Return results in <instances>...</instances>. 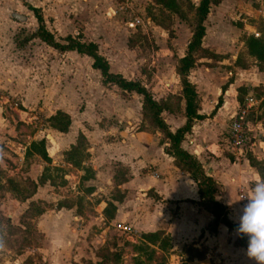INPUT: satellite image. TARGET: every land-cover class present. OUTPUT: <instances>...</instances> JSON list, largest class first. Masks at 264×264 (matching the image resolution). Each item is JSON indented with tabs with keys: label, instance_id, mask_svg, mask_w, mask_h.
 <instances>
[{
	"label": "rangeland",
	"instance_id": "1",
	"mask_svg": "<svg viewBox=\"0 0 264 264\" xmlns=\"http://www.w3.org/2000/svg\"><path fill=\"white\" fill-rule=\"evenodd\" d=\"M81 3L85 5L62 11L60 22L65 29L61 32H50L43 23L55 41L64 43L70 35L95 42L110 71L142 84L152 76L156 82L154 74L159 66L163 71L168 69L163 59L170 40L176 34L182 40L185 33L177 26V15L149 0H94L92 4L80 0L77 5ZM38 10L47 21V14L43 13L44 17ZM36 27L29 32V25L18 26L0 41V264H135L137 253L145 264L159 263L162 255L161 264H176V259L169 257L170 246L163 254L156 249L149 261L144 260L146 253L134 248L141 241V233L163 220L160 208H154L144 199L146 195L135 189L130 195L135 201L133 218L124 217V211L117 212L116 204L123 203L130 189L123 186L127 170L110 160V170L100 173L97 168L106 163L98 166L93 160L97 152L94 155L92 148L102 147L107 154L108 144L115 138L108 132L97 135L99 129L127 128L129 134L139 128L135 117L141 99L113 84L103 85L99 72L91 70L89 57L46 45L31 35ZM259 28L261 35L257 37L264 39V19ZM243 36L247 35L239 39ZM125 106H131V112ZM119 107L124 111L117 110ZM58 110L70 119L64 133L53 129L47 120ZM148 115L142 116L152 124ZM78 133L83 134L85 143L78 139ZM224 135L227 137V132ZM40 139L44 140L48 162L25 154L29 143ZM76 143L82 153L81 166L87 172L67 161V151ZM248 146L246 143L242 155L249 152ZM227 150L234 153L230 145ZM93 166L97 168L93 170ZM43 176L47 178L41 181ZM8 178L23 194L34 184L35 190L19 200ZM87 189L92 190L89 193ZM107 203H113L115 209ZM169 212L174 214L176 209ZM141 216L145 224L138 226ZM149 222L157 223L151 226ZM209 230H214L213 225ZM191 249L190 254L199 256ZM245 264L254 262L247 260Z\"/></svg>",
	"mask_w": 264,
	"mask_h": 264
},
{
	"label": "crops",
	"instance_id": "2",
	"mask_svg": "<svg viewBox=\"0 0 264 264\" xmlns=\"http://www.w3.org/2000/svg\"><path fill=\"white\" fill-rule=\"evenodd\" d=\"M75 1L76 4H72ZM78 1L80 0H0V41L4 40L5 35H10L11 29L18 26L29 25V32L34 29L37 23L27 5L40 9L42 15L47 14V21L43 17L42 19L50 32H61L65 29L60 22L63 18L62 11L85 5H77ZM189 1L196 5L199 0ZM84 2L92 4L94 0ZM17 15L22 19H16ZM261 19H264V0H221L218 4H211L203 20L204 34L200 47L213 56L196 53L194 65L186 73V79L194 86L197 94V113L206 117L193 120L190 130L180 142V147L192 154L201 164L205 175L219 185L214 199L226 208L227 216L232 222H236L238 210L246 203L244 198L249 195L251 186L259 178L244 155L239 157L235 153H229V144L224 134L239 106L236 91L238 87L245 88V96L253 97V88L262 87L263 93L256 99L260 101L264 98V70H258L256 60L247 54L243 41L239 39L241 35L261 34ZM177 26L183 28L185 33L182 40L176 34L165 51L163 62L168 65L167 73L159 66L154 74L156 82L153 83L152 76L149 82L143 83L157 101L171 95L180 96L179 78L174 72V66L177 59L185 53L192 28L190 22L180 19ZM74 52L69 51L70 54ZM239 56L248 63L247 67L235 65ZM136 96L141 99L140 95ZM219 98V105L209 116ZM125 108L131 112V106ZM138 109L135 121L140 126L135 132L128 134L127 128L118 130L112 126L108 130L99 129L97 135L99 132H108L115 137V142L114 139L109 142L107 154L101 151L102 147L92 148L94 155L97 152L93 159L95 163L98 162V166L106 163L100 169L93 166V170L97 168L100 173L110 170V160L119 162L127 170V181L123 186L130 189L126 191L123 203L121 201L116 204V211H124L127 219L133 218L135 201L130 195L136 192L135 189H139L140 195H146L144 199L147 202L153 203L154 208H160L159 215L163 216V220H159V224L162 225L149 222L147 225L155 227L148 230H162L169 235V257L175 258L176 264H245L249 259L244 255L245 248L236 245L235 231H229L222 224H217L214 231L209 230L212 216L198 205L196 183L187 172L177 168L172 158L164 152L168 145L167 140L162 139V132L154 125L146 123L139 101ZM117 110L124 111L121 107ZM254 112H258V108ZM161 118L170 131L182 126L185 121L182 98L178 110H164ZM127 123L132 126L131 121ZM80 128L79 131L83 133V126ZM250 134L252 139L248 151L256 160L264 163V114L251 125ZM84 136L86 140H90L87 135ZM103 145L102 143L101 146ZM169 209H176V212L172 214ZM142 218L141 216L137 221L138 226L145 224ZM189 247L192 248L191 252L197 250L199 256L190 254Z\"/></svg>",
	"mask_w": 264,
	"mask_h": 264
},
{
	"label": "trees",
	"instance_id": "3",
	"mask_svg": "<svg viewBox=\"0 0 264 264\" xmlns=\"http://www.w3.org/2000/svg\"><path fill=\"white\" fill-rule=\"evenodd\" d=\"M154 6H158L161 9L177 15L181 20L188 21L191 24V35L186 43V49L183 56L177 59L174 66V72L179 78L180 84V96H167L164 100H154L151 93L139 80L125 79L120 73L112 72L109 70V64L107 60L98 52L97 44L92 41L83 42L76 37L70 35L66 36L63 40L64 43H59L54 40L52 33H50L43 25L42 17L39 14L37 8L27 5V8L31 10L36 20L37 27L31 34L33 37L40 39L46 45L58 50V51H75L78 54L86 55L91 59V68L96 69L102 77L101 83L113 84L121 91L134 92L141 96V109L142 114L146 112L149 114L151 123L160 130L167 140L168 145L164 148V152L170 156L173 160V164L182 171L187 172L193 181L196 183L197 192L199 196L198 205L201 206L212 216L211 225L213 228L217 224L224 225L229 231H235L236 223L232 222L227 216L226 208L214 199V194L219 190V185L209 176L205 175L204 170L198 160L190 153L186 152L180 147V142L183 139L185 133L190 130L193 120H201L206 116L197 113L198 99L194 86L186 79V73L189 68L194 65L195 54L201 53L207 56H213V54L204 51L200 47L201 38L204 34L203 20L208 13L211 4H218L221 0H199L196 5L189 0H149ZM191 17V18H190ZM190 18V19H189ZM160 25V24H158ZM261 35V34H260ZM263 36V35H262ZM246 48L247 54L256 60V66L258 70H264V39L263 37H255L254 35H247L241 38ZM235 65L241 68L247 67L248 63L242 57H237ZM223 90V87L221 88ZM237 102L239 106L244 103L246 90L243 87H238ZM254 97L259 98L263 93L262 87L253 88ZM182 98L184 102V117L185 121L182 126L170 131L161 118V112L164 110L174 111L179 109V101ZM220 98L217 100V104L213 110L209 113L212 115L216 107L220 103ZM258 109L261 112L255 114L250 112L247 115V121L253 124L255 121L262 118L264 114V98L260 100ZM51 127L58 132H66L70 123V119L67 113L63 111H56L53 115H50L47 119ZM78 139L84 141L82 133H78ZM83 152V151H82ZM25 154H35L40 157L41 160L48 162L49 157L44 149V140L31 141L26 147ZM244 157L246 158L249 166L253 167L259 178L264 177V163L256 160L250 152H247ZM67 161L75 167H80L81 170L87 172L86 167H82V153L79 150L78 144H72L67 151ZM47 168H45L46 170ZM56 169V168H55ZM57 170V169H56ZM86 177V176H85ZM47 177L43 176L41 181H44ZM9 184L13 185V194L19 200H23L29 196L32 191L35 190V184L33 189L27 193H22V190L18 188L11 178H8ZM92 189H87L90 193ZM122 200V199H121ZM121 200H117L120 202ZM107 206L111 209H115L113 203H107ZM41 212V211H40ZM106 215V210L104 209ZM112 215L109 216L111 218ZM214 231V230H212ZM141 241L139 245H134V248L138 252L146 253L145 261H149L153 258L155 250H159L162 254L170 246V237L162 230L143 232L140 235ZM238 244L246 248V238H239L236 235ZM140 254L134 257L135 264H145L140 261ZM163 256V255H162ZM160 257L159 263L163 262V257Z\"/></svg>",
	"mask_w": 264,
	"mask_h": 264
},
{
	"label": "clouds",
	"instance_id": "4",
	"mask_svg": "<svg viewBox=\"0 0 264 264\" xmlns=\"http://www.w3.org/2000/svg\"><path fill=\"white\" fill-rule=\"evenodd\" d=\"M244 199L235 217V234L246 238L244 255L254 264H264V177L256 180Z\"/></svg>",
	"mask_w": 264,
	"mask_h": 264
},
{
	"label": "built area",
	"instance_id": "5",
	"mask_svg": "<svg viewBox=\"0 0 264 264\" xmlns=\"http://www.w3.org/2000/svg\"><path fill=\"white\" fill-rule=\"evenodd\" d=\"M254 36H257V34L255 33ZM259 103L260 101L252 95H246L243 105L238 106L231 117L226 139L236 155H242L245 144L250 142L252 124L247 121L246 117L258 108Z\"/></svg>",
	"mask_w": 264,
	"mask_h": 264
},
{
	"label": "water",
	"instance_id": "6",
	"mask_svg": "<svg viewBox=\"0 0 264 264\" xmlns=\"http://www.w3.org/2000/svg\"><path fill=\"white\" fill-rule=\"evenodd\" d=\"M16 19L21 20L22 18H21V16L17 15Z\"/></svg>",
	"mask_w": 264,
	"mask_h": 264
}]
</instances>
